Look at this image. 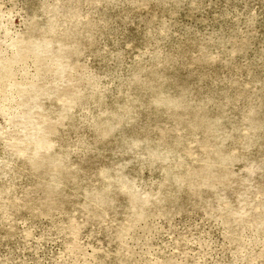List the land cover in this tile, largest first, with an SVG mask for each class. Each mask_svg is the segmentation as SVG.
Here are the masks:
<instances>
[{"label": "rangeland", "instance_id": "obj_1", "mask_svg": "<svg viewBox=\"0 0 264 264\" xmlns=\"http://www.w3.org/2000/svg\"><path fill=\"white\" fill-rule=\"evenodd\" d=\"M0 264H264V0H0Z\"/></svg>", "mask_w": 264, "mask_h": 264}]
</instances>
